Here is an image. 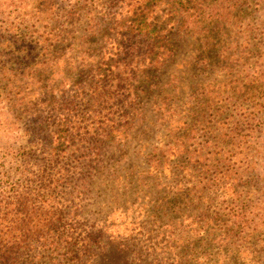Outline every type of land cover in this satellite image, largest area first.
Listing matches in <instances>:
<instances>
[{
  "label": "rangeland",
  "instance_id": "rangeland-1",
  "mask_svg": "<svg viewBox=\"0 0 264 264\" xmlns=\"http://www.w3.org/2000/svg\"><path fill=\"white\" fill-rule=\"evenodd\" d=\"M94 1L0 0V184L14 177L15 155L27 146L36 118L50 119L55 99L72 101L88 91L87 75L58 71L61 66L40 75L38 63L44 41L59 37L64 53L70 39L88 34ZM77 9H85L79 17ZM177 42L174 63L158 74L152 92L141 95V122L128 139L105 147L108 177L78 197H87L80 210L84 223L101 219L111 227L106 236L113 241L91 264H264L263 83L256 94L254 87H228L233 76L257 73V64L264 72V53L226 71L204 63L194 39ZM215 93L217 104L209 111ZM76 106L81 113L90 109L87 100ZM222 110L223 124L231 114L250 120L252 129L231 145L223 138L225 127L218 133L212 128ZM171 125L181 127V135L197 129L189 146L198 158L188 163L187 155H170L157 169L155 155L171 140Z\"/></svg>",
  "mask_w": 264,
  "mask_h": 264
},
{
  "label": "trees",
  "instance_id": "trees-1",
  "mask_svg": "<svg viewBox=\"0 0 264 264\" xmlns=\"http://www.w3.org/2000/svg\"><path fill=\"white\" fill-rule=\"evenodd\" d=\"M94 4L88 34L78 41L70 39L64 53L59 51L64 43L59 37L40 42V75L50 67L69 68L81 77L87 75L88 91L82 90L86 94L73 96L72 101L68 96L55 99L53 116L36 118L27 146L15 155L14 177L2 179L0 264H91L113 241L106 236L108 222L84 223L80 210L87 197H78L90 192L97 179L108 177L105 147L128 139L143 119L141 95L152 92L158 74L174 63L177 37L194 39L203 62L222 65L226 71L249 57H260L259 51L264 53V0H95ZM84 10L77 9L78 17ZM226 38L233 39L238 49ZM257 66V73L232 77L234 82L228 85L232 92L254 87L256 94L262 81L264 97L262 63ZM209 96L208 110H215L218 96ZM77 100L89 101L87 113H81ZM166 115L173 116L170 111ZM222 116L224 110L215 115L212 128L218 133L225 127L223 138L229 145L252 129L242 114L229 115L225 124ZM196 130L187 128L181 135V127L171 125V140L157 149L156 168L170 155H187L188 163L195 162L198 156L189 143Z\"/></svg>",
  "mask_w": 264,
  "mask_h": 264
}]
</instances>
